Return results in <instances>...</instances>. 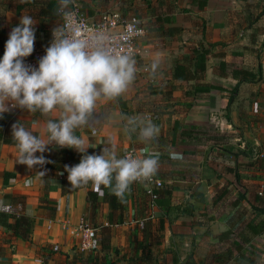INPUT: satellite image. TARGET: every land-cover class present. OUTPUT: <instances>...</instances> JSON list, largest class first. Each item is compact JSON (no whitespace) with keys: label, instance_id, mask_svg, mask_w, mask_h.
Here are the masks:
<instances>
[{"label":"crops","instance_id":"crops-1","mask_svg":"<svg viewBox=\"0 0 264 264\" xmlns=\"http://www.w3.org/2000/svg\"><path fill=\"white\" fill-rule=\"evenodd\" d=\"M73 3L90 21L116 11L124 20L136 17L146 30L136 60L139 75L117 100L97 102L95 134L82 128L76 135L90 146L87 154L98 155L105 146L120 157L131 147L141 156L158 152L155 177L163 186L153 202L141 186H131L126 218L114 217L110 245L103 249L101 229L109 225L104 195H98L91 214V185L63 194L61 181L53 176L45 189L35 171L15 164L17 148L3 142V133L0 199L12 205L11 212L30 217L33 227L25 240L0 224V264H264V165L260 175L247 166L249 148L264 155V0ZM58 6L59 0H0V57L22 15L36 21L34 45L50 43L53 28L61 24ZM203 42L213 45L204 79L176 80L173 66L192 59ZM154 60L160 62L155 77L148 71ZM220 63L226 64L225 71ZM259 65L258 81L239 84L231 76L235 68L257 73ZM8 114L12 120L5 132L12 134V125L20 121L34 135L43 134L45 120L38 113L15 109ZM121 116L155 124L158 137L141 143L138 130L131 135L125 131ZM235 151L245 155L233 156ZM67 152L79 164L81 154L74 149L49 146L43 155L59 164ZM40 170L68 175L61 168ZM82 222L92 230L89 249L82 246ZM259 227L263 232L255 234Z\"/></svg>","mask_w":264,"mask_h":264},{"label":"clouds","instance_id":"clouds-1","mask_svg":"<svg viewBox=\"0 0 264 264\" xmlns=\"http://www.w3.org/2000/svg\"><path fill=\"white\" fill-rule=\"evenodd\" d=\"M72 2L59 0L55 14L63 23L53 28L52 42L38 67L25 63L34 51L36 21L30 15H22L19 25L12 28L0 59V118L20 109L38 113L45 120L42 135H34L20 121L12 125V140L17 148L15 164L24 165L35 171L37 178H43L47 173L40 169L50 163L43 155L49 146L74 149L81 159L75 166H65L71 189L91 185L102 197L107 188L123 202L134 183L147 186L157 175L160 154L126 153L120 157L110 146L103 147L98 155L87 154L90 146L76 132L90 128L95 134L97 102L117 100L128 90L136 79L137 61L130 50H123L116 37L75 22L69 9ZM159 67V60H154L148 69L150 75L155 77ZM121 119L126 121L124 129L130 135L138 130L141 143L148 144L158 137L159 128L151 122L129 116ZM172 158L182 159L179 154ZM27 183L31 184L32 179ZM11 210L12 205L0 199V212Z\"/></svg>","mask_w":264,"mask_h":264},{"label":"trees","instance_id":"trees-1","mask_svg":"<svg viewBox=\"0 0 264 264\" xmlns=\"http://www.w3.org/2000/svg\"><path fill=\"white\" fill-rule=\"evenodd\" d=\"M212 44L210 43H200L197 48L192 51V59H189L187 62H178L172 68V73L176 80L178 81H191V80H203L205 77V71L207 68V57L210 53V49L212 48ZM5 46L2 47V53L4 55ZM0 57V59H2ZM221 70L225 71L226 64L220 63ZM231 76L238 80V83L243 82H254L261 79V66L259 65L257 69V73H252L251 71H247L245 69L235 68L231 71ZM12 116L8 113L3 115V118H0V136L4 133L3 142L7 145H13L14 142L12 140V134L5 132L8 128V124L11 122ZM7 134V135H6ZM247 153L249 154V163L248 168L255 170V175H260L259 172L263 169L264 165V156L258 157L256 159H252L253 150L251 148L248 149ZM65 160L59 162V164H53L52 161L47 163L44 167L51 168L54 170L61 168V170L65 171V166H75L77 164H73V160H77L78 158L71 153H65ZM58 178L61 181V192L63 194H67L66 192H74L79 189H71V185L68 182V179L55 174V175H46L43 177L45 183V189L49 184V180L52 177ZM158 194V191H157ZM87 201L90 206L91 214H94L96 210V206L98 204V194L94 191H88L87 193ZM104 202L107 203L109 208V225L103 227L101 229L102 235V247L103 249H107L110 245V238L112 235V227L117 221L114 219L118 218L120 221H124L125 216V204L126 199L123 202L116 198L113 194H111L110 190L104 189ZM11 220V222H8ZM0 224H2L7 230H10L13 236L20 237L22 239H28L33 227V221L30 217L20 214L17 211L12 212H1L0 213ZM263 229L257 228L254 229L255 234H259Z\"/></svg>","mask_w":264,"mask_h":264},{"label":"built area","instance_id":"built-area-1","mask_svg":"<svg viewBox=\"0 0 264 264\" xmlns=\"http://www.w3.org/2000/svg\"><path fill=\"white\" fill-rule=\"evenodd\" d=\"M74 13V21L75 22H83V24L91 28L93 30L99 31L104 30L109 35L117 38V43L122 46L124 51H131L134 55V58L137 60L141 56V50L139 48V42L146 35V30L142 24V22L136 17H131L129 19L124 20L120 13L118 12H108L102 14L100 18L96 21H90L85 14L80 10L77 4H71L69 8ZM63 20L61 19V24ZM53 39V37H52ZM52 40L50 41V43ZM50 43L46 45H34L33 53L25 59V63L32 67L39 66V60L46 54V49L50 46ZM5 51V49H4ZM145 70V69H144ZM139 71H137L136 75H139ZM126 153H133L135 156H141L139 151L135 148L131 147L124 151L122 156ZM262 153L256 152L253 150L252 159H256L258 157H263ZM143 189L144 194L149 198L151 202L157 199L158 194L157 191L162 188L163 180L154 177L151 182L147 184V186L136 183ZM78 229L81 233V238L83 239L82 246L84 249L90 248V243L92 239V230L91 228L84 222L80 223Z\"/></svg>","mask_w":264,"mask_h":264},{"label":"water","instance_id":"water-1","mask_svg":"<svg viewBox=\"0 0 264 264\" xmlns=\"http://www.w3.org/2000/svg\"><path fill=\"white\" fill-rule=\"evenodd\" d=\"M233 156H243V155H245L243 152H241V151H235V152H233V153H231Z\"/></svg>","mask_w":264,"mask_h":264}]
</instances>
